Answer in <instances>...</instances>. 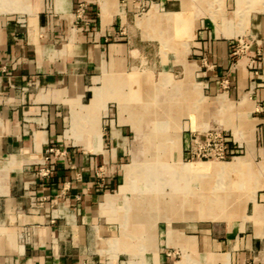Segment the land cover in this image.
<instances>
[{
  "label": "crops",
  "instance_id": "1",
  "mask_svg": "<svg viewBox=\"0 0 264 264\" xmlns=\"http://www.w3.org/2000/svg\"><path fill=\"white\" fill-rule=\"evenodd\" d=\"M81 1L87 24L74 16ZM172 1L178 11L164 14L169 0H0V264H264L262 198L251 201L247 220L228 215V221L198 224L170 211L132 209L125 200L140 173L132 161L135 141L173 140L175 147L178 135L179 153L186 155L192 128L180 133L160 121L146 132L136 113V106L146 110L145 103L162 100L170 80L132 66L143 57L142 16H154L155 28L157 16L177 22L185 5ZM138 8L146 9L139 18ZM206 22L202 17L198 26ZM192 26L193 52L173 57L182 75L171 81L183 103L175 122L185 125L192 123L195 52L206 45L194 17ZM225 55V43H217L214 61L224 63ZM242 76L236 75L237 96ZM259 80L256 100L239 103L255 127L264 123V70ZM257 106L261 113L253 112ZM48 146L66 153L51 176L41 177L36 169ZM159 150L167 155L163 144ZM115 220L121 222L117 242Z\"/></svg>",
  "mask_w": 264,
  "mask_h": 264
},
{
  "label": "rangeland",
  "instance_id": "2",
  "mask_svg": "<svg viewBox=\"0 0 264 264\" xmlns=\"http://www.w3.org/2000/svg\"><path fill=\"white\" fill-rule=\"evenodd\" d=\"M180 1L185 7L177 14V22L165 21L157 16L158 26L155 28L154 16L149 14L142 16L143 20H146V27L143 29L145 42L138 47L143 52V57L140 62L132 66L135 69L146 70L148 73L152 72L153 75L156 71L161 72L169 76L170 80L162 88V100L157 97L155 102L145 103L146 110L136 106V113L141 116L139 127L148 132L160 125L156 122L166 121L168 130H180V133L184 127L192 128L188 134L193 131H221L226 141L223 159L211 157L198 159L190 157L187 152L182 156L179 153V144L178 157L179 161L185 163L198 161L221 163L225 165L226 170L204 172L201 175L198 173L200 176L195 177L176 173L174 148L178 135L175 137V147L173 140L135 141L139 149L132 161L135 162L136 169H139L140 173L134 176L125 200L132 202L130 206L132 209L141 208L143 212L153 211V208H156L160 212L174 213L173 209L176 207H180L181 210L182 205L188 208H190L188 205H191L190 209L194 217L192 216L190 220L196 219L197 221H193L196 224L225 221L228 219L227 215L223 220L226 210H229L233 222L247 220L251 201L264 199V123L257 127L252 125L249 122V112L245 113L239 103L256 100L260 88L259 77L264 70V0ZM178 8L176 1L169 0L163 5L162 13L178 11ZM145 11L146 9L138 8L135 11L137 18ZM192 17H194L195 32H205V36L199 35L202 39L205 37L206 45L201 52H195L198 55L195 68L197 70L193 75L195 93L189 114L192 123L185 125L175 122L176 108L181 106L182 101L181 98L175 97L171 81L177 80L182 75V67L176 65L181 62L173 61V57L182 58L183 53L193 52L188 51L189 40L191 36L193 37ZM202 17L207 21L203 28L198 26ZM153 36H157L158 43L149 40ZM217 43H225L224 63L213 59L212 52ZM237 74L241 76L243 74L242 77L246 80L238 96L235 93ZM253 112L261 113V106L255 107ZM172 134L170 131L164 135L170 137L173 136ZM148 137L151 135L148 134ZM145 144L146 151L141 154L140 150ZM161 144L165 147L164 151L167 153L165 156L158 155L162 152L159 150ZM233 163L239 165L232 168ZM206 184L209 186L207 189L203 188ZM189 187H192L190 192L186 190ZM212 191L217 195L216 198ZM201 193H211L210 197L215 199L211 200L209 208L200 214L196 195ZM222 199L228 200V206L219 201ZM182 201L184 203L181 205ZM199 219L206 221H198ZM120 223L114 221V242L118 241V233L121 232ZM182 223L172 222L173 225ZM114 254L121 259L123 257L120 252Z\"/></svg>",
  "mask_w": 264,
  "mask_h": 264
},
{
  "label": "built area",
  "instance_id": "3",
  "mask_svg": "<svg viewBox=\"0 0 264 264\" xmlns=\"http://www.w3.org/2000/svg\"><path fill=\"white\" fill-rule=\"evenodd\" d=\"M85 2L78 3L75 10L76 23L83 20L85 12ZM85 24L87 20H83ZM226 141L221 131L217 132H189L188 145L186 152L190 157L204 159L211 157L213 159H223L225 157ZM66 149L60 146H48L45 148L42 162L36 169V174L41 177H49L53 174L55 163L58 158L64 156Z\"/></svg>",
  "mask_w": 264,
  "mask_h": 264
},
{
  "label": "bare ground",
  "instance_id": "4",
  "mask_svg": "<svg viewBox=\"0 0 264 264\" xmlns=\"http://www.w3.org/2000/svg\"><path fill=\"white\" fill-rule=\"evenodd\" d=\"M180 17V16H179ZM157 109V108H156ZM175 149L177 150L175 156H176V167H177V170H176V173H181L183 175H186L187 174H190L191 177H195V176H200L202 173H211L213 171H219V172H222V171H225L226 170V167L225 165L223 164H218V163H213L212 161L211 162H193V163H185V162H182V161H179V157H178V143L176 144V147ZM229 164V163H228ZM234 164V163H233ZM239 163H236L233 165L232 168H234V166H238ZM227 166V165H226ZM133 171V167L131 165H129L127 168H126V173H125V179L124 181L126 183L131 182V178H130V174L131 172ZM200 173V175L198 174ZM177 176V174H176ZM179 176V175H178ZM188 177V176H187ZM177 178V177H176ZM186 178V177H185ZM178 181V180H177ZM183 180H181L182 182ZM194 184V183H193ZM203 185V184H202ZM188 186V185H187ZM185 186V188L187 187ZM205 189H207L209 186L208 184L204 185ZM176 187V186H174ZM214 187V186H213ZM131 189V188H130ZM186 190H189L192 191V187H189V189L187 188ZM214 190V189H212ZM212 193L214 194V197L216 198V194L214 193V191H212ZM232 193V192H231ZM211 194V193H210ZM210 194H207V193H201L200 195H196L197 198H198V203H199V212L201 214L205 212L206 209L209 208V205L211 204V200L215 199V198H212L210 197ZM208 198V200H207ZM224 199V198H223ZM219 200L220 202H223L224 204H226L228 206V200ZM184 203V201L181 202V205ZM187 204V203H185ZM188 205V204H187ZM190 208H191V205H188ZM253 207V206H252ZM188 208L187 206H184L182 205V208L180 210V207L179 208H174V213H170L172 214V216L175 218H179V219H185V220H189L192 216L194 217V213H192V210ZM204 210V211H203ZM232 212V211H231ZM226 214L224 215V219H226L227 215H229V210H226L225 212ZM251 213V212H250ZM207 214V213H206ZM233 215V214H232ZM236 215V214H235ZM231 217V216H230ZM229 219V218H228ZM228 219H226L228 221ZM225 220V221H226Z\"/></svg>",
  "mask_w": 264,
  "mask_h": 264
}]
</instances>
